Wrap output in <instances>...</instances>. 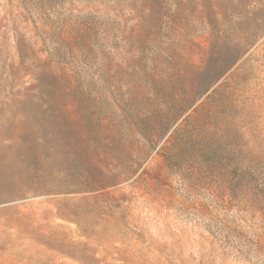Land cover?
Listing matches in <instances>:
<instances>
[{"label":"rangeland","instance_id":"obj_1","mask_svg":"<svg viewBox=\"0 0 264 264\" xmlns=\"http://www.w3.org/2000/svg\"><path fill=\"white\" fill-rule=\"evenodd\" d=\"M0 264H264V0H0Z\"/></svg>","mask_w":264,"mask_h":264},{"label":"trees","instance_id":"obj_2","mask_svg":"<svg viewBox=\"0 0 264 264\" xmlns=\"http://www.w3.org/2000/svg\"><path fill=\"white\" fill-rule=\"evenodd\" d=\"M42 40H43L44 44H48V45H49V42H48L47 38H46V39L43 38ZM49 47H50V46H49ZM47 53H48V55H49L51 58H54V57H56V55H57V54L50 53L49 51H47Z\"/></svg>","mask_w":264,"mask_h":264}]
</instances>
